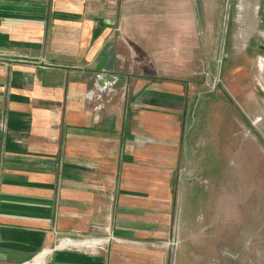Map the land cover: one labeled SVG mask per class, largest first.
<instances>
[{
    "label": "crops",
    "instance_id": "obj_1",
    "mask_svg": "<svg viewBox=\"0 0 264 264\" xmlns=\"http://www.w3.org/2000/svg\"><path fill=\"white\" fill-rule=\"evenodd\" d=\"M125 1L0 0V264H178L180 57Z\"/></svg>",
    "mask_w": 264,
    "mask_h": 264
},
{
    "label": "rangeland",
    "instance_id": "obj_2",
    "mask_svg": "<svg viewBox=\"0 0 264 264\" xmlns=\"http://www.w3.org/2000/svg\"><path fill=\"white\" fill-rule=\"evenodd\" d=\"M124 4L120 30L151 43L131 47L181 62L165 77L184 124L171 262L264 264V0Z\"/></svg>",
    "mask_w": 264,
    "mask_h": 264
}]
</instances>
